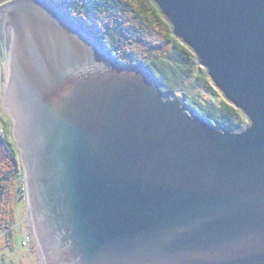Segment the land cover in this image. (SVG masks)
<instances>
[{"label": "water", "instance_id": "obj_1", "mask_svg": "<svg viewBox=\"0 0 264 264\" xmlns=\"http://www.w3.org/2000/svg\"><path fill=\"white\" fill-rule=\"evenodd\" d=\"M228 103L216 125L49 0H14L3 104L45 264H264V0H153Z\"/></svg>", "mask_w": 264, "mask_h": 264}, {"label": "trees", "instance_id": "obj_2", "mask_svg": "<svg viewBox=\"0 0 264 264\" xmlns=\"http://www.w3.org/2000/svg\"><path fill=\"white\" fill-rule=\"evenodd\" d=\"M67 18L94 34L128 67L143 68L149 78L160 84L164 94L182 91L189 111H197L216 125L229 129L241 126L240 111L226 100L218 103L190 95L183 89L203 87L214 92L205 71L197 65L192 50L173 35L153 0H49ZM145 42L139 50L137 41ZM141 53L146 55L141 56ZM191 82H188V81ZM239 120V121H238ZM6 156L0 161V232L7 231L13 246L16 221L19 167L13 143L0 136Z\"/></svg>", "mask_w": 264, "mask_h": 264}, {"label": "rangeland", "instance_id": "obj_3", "mask_svg": "<svg viewBox=\"0 0 264 264\" xmlns=\"http://www.w3.org/2000/svg\"><path fill=\"white\" fill-rule=\"evenodd\" d=\"M13 1L14 0H0V136H4V138L7 140V145H9L8 141H11L13 143V147L16 149L19 167V181L17 183V187H19V189L17 190L16 194V221L12 228L14 231L13 246H10V242L7 238V231L4 230L0 232V264H45L29 214L28 198L26 195L25 168L20 157V151L15 143L13 135V120L9 116L7 109L3 104L4 92L6 90L10 73V46L12 41V30L7 22V6ZM162 16L166 20L163 14ZM132 40L137 41L135 43H137V45L139 44L137 47L139 50L143 52L147 51L145 47H142L143 44H146L145 42L143 43L137 38ZM142 54L143 53H141V56ZM143 55H146V53ZM197 65L205 71L206 77L209 80V84L214 89V92L211 93L210 91L205 90L203 87L193 88L192 86L186 87L183 90L187 91L190 95H195L199 92L203 100H210L214 103H218L222 99L226 100L222 91L214 85L208 76L206 69L200 66L198 62ZM188 82L191 81L189 80ZM175 94L183 98L182 91H178ZM172 95L174 94H169L168 96ZM187 111L190 113L192 112L188 109ZM240 113L242 115V119H240L241 126L236 129H242L249 123L245 114H243L241 111ZM1 138L2 137H0V161H2V159L4 160V157L6 156V151H4V145L1 142Z\"/></svg>", "mask_w": 264, "mask_h": 264}]
</instances>
